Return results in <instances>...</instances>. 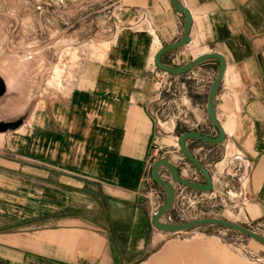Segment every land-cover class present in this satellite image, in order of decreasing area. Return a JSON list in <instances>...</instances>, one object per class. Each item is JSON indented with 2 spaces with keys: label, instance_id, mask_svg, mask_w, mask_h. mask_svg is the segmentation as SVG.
<instances>
[{
  "label": "crops",
  "instance_id": "1",
  "mask_svg": "<svg viewBox=\"0 0 264 264\" xmlns=\"http://www.w3.org/2000/svg\"><path fill=\"white\" fill-rule=\"evenodd\" d=\"M110 1L117 25L109 40L80 58L71 87L0 131V264H257L261 258L249 259L246 249L231 252L225 232L213 229L220 225L177 232L153 225V200L160 206L165 192L151 178L152 163L164 157L183 177L199 172L177 136L185 130L217 135L206 104L219 62L208 58L174 76L181 89L175 102L186 101V116L163 128L154 113L163 70L153 56L181 38L184 15L171 0ZM177 1L191 14L189 41L161 60L179 66L207 52L225 60L213 98L224 139L191 138L187 147L210 171L212 190L211 162L236 151L247 199L238 222L255 230L264 225V0ZM0 76L1 111L17 93L1 56ZM159 173L171 180L165 167ZM170 182L174 200L161 220L173 223L185 200L183 185Z\"/></svg>",
  "mask_w": 264,
  "mask_h": 264
},
{
  "label": "rangeland",
  "instance_id": "2",
  "mask_svg": "<svg viewBox=\"0 0 264 264\" xmlns=\"http://www.w3.org/2000/svg\"><path fill=\"white\" fill-rule=\"evenodd\" d=\"M116 23L114 4L110 0H0L1 62L6 61L7 76L17 84V93L3 102L0 120L24 116L41 100L69 89L80 58L86 51H93L97 44L109 40ZM174 76L159 71L161 94L154 113L156 121L167 130L174 128L181 116H186V101L175 102L181 89ZM162 78L163 82L165 78L164 84ZM239 167L236 151L220 152L210 164L216 177L214 190L197 193V201L192 205L184 201L183 221L202 216L237 223L243 220L247 199L242 190L246 181L241 177ZM187 176L203 180L197 171L188 172ZM160 190L164 192L163 188ZM182 190L189 193L190 189L183 186ZM213 229L225 232L232 253L246 249L249 259L257 256L261 258L257 264H264V244L225 226ZM254 231L264 236V225L257 226Z\"/></svg>",
  "mask_w": 264,
  "mask_h": 264
},
{
  "label": "water",
  "instance_id": "3",
  "mask_svg": "<svg viewBox=\"0 0 264 264\" xmlns=\"http://www.w3.org/2000/svg\"><path fill=\"white\" fill-rule=\"evenodd\" d=\"M171 3L176 8L177 11L181 12L184 15L182 36L181 38H179L178 40L174 42H170L165 45H162L154 53L153 62L156 67L163 70L164 72L172 74V75H177V74L185 73L191 70L198 63L208 58H216L218 60L219 62L218 69H217L215 77L213 78V80L211 81L209 85L207 104H206L207 116L209 120L211 121V123L213 124V126L216 128L217 135L210 136L200 130H185L177 136V144H178L180 151L182 152L183 156L190 163H192L202 174L203 182L193 181V180H190L188 178L181 176L179 174L178 168L167 158L160 157L152 163L151 168H150L151 178L156 184L161 186L165 192V199L162 202V204L157 208L155 213L153 214L152 223L156 228L161 229L163 231H167V232H177V231L185 230V229H188V228H191L197 225H201V224H217L220 226H225L227 228L238 230L239 232L246 234L254 238L256 241L264 244V236L260 235L259 233L250 229L247 226H244L240 223H237L229 219H224V218H219V217H214V216H202V217L192 218V219L181 221V222H173V223L164 222L161 220V217L163 216V214H165L169 210L174 200V186L170 181L186 186L190 189L202 191V192L210 191L212 190V187H213L212 177H211V174L208 168L204 166V164L190 152V150L187 147L186 141L188 139L193 138V139H198L200 141L210 143V144H219L224 139L223 129L219 121L217 120L214 114V110H213V98H214L216 89L220 83V80L225 70L224 58L218 53L207 52V53L200 54L196 56L195 58H193L190 62L183 64V65H179V66L168 65V64H165L161 60V57L163 54H165L166 52L174 48L180 47L189 41L188 33L190 30V25H191V14L189 10L186 7H184L182 4H180L177 0H171ZM1 94L2 93H0V95ZM15 126L11 128L9 127L5 128L4 123L0 121V131L6 130V129H12ZM160 167L166 168V170L170 174L171 180H166L159 173Z\"/></svg>",
  "mask_w": 264,
  "mask_h": 264
},
{
  "label": "built area",
  "instance_id": "4",
  "mask_svg": "<svg viewBox=\"0 0 264 264\" xmlns=\"http://www.w3.org/2000/svg\"><path fill=\"white\" fill-rule=\"evenodd\" d=\"M186 187V186H184ZM190 189V188H189ZM182 193H181V197L187 201V204L188 205H192L193 203H195V201H197V199H195V197L197 198V193L199 192H202V191H197V190H193V189H190L189 190V193L186 192L185 190H181ZM155 197V196H154ZM153 205H154V208L157 210V208L159 207V203L158 201L156 200V198L153 200ZM155 210V211H156ZM154 211V213H155ZM183 208L180 210V216L178 218L179 222L183 221ZM164 215V214H163ZM162 218V217H161ZM168 219L171 220V216H168Z\"/></svg>",
  "mask_w": 264,
  "mask_h": 264
},
{
  "label": "bare ground",
  "instance_id": "5",
  "mask_svg": "<svg viewBox=\"0 0 264 264\" xmlns=\"http://www.w3.org/2000/svg\"><path fill=\"white\" fill-rule=\"evenodd\" d=\"M4 91V81L2 76H0V93H3ZM21 120V119H20ZM20 120H16V121H2L4 123V127L7 128H11L13 126H15L17 123L20 122Z\"/></svg>",
  "mask_w": 264,
  "mask_h": 264
}]
</instances>
